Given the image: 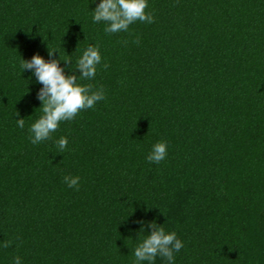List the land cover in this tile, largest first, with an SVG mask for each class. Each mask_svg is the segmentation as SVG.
I'll list each match as a JSON object with an SVG mask.
<instances>
[{"label": "trees", "instance_id": "16d2710c", "mask_svg": "<svg viewBox=\"0 0 264 264\" xmlns=\"http://www.w3.org/2000/svg\"><path fill=\"white\" fill-rule=\"evenodd\" d=\"M98 3L0 0V264H134L140 219L177 233L175 264H264V0H149L153 23L111 34ZM90 43L102 62L79 82L105 99L33 144L22 59L74 64Z\"/></svg>", "mask_w": 264, "mask_h": 264}, {"label": "clouds", "instance_id": "9594fccd", "mask_svg": "<svg viewBox=\"0 0 264 264\" xmlns=\"http://www.w3.org/2000/svg\"><path fill=\"white\" fill-rule=\"evenodd\" d=\"M95 2L96 0H93V3ZM148 4L149 0H99L93 10L92 19L94 23L106 22L104 29L106 33L127 31L129 26L137 20L147 23L154 22L152 13L145 11ZM47 47L49 57H54L59 51V58L46 60L40 54H34L30 60L22 59L21 65L22 72L30 70L36 82L42 84L37 97L42 102L39 108L42 109L43 114L29 128L33 144L49 139L51 134L60 127L62 121L74 119L83 109L94 108L95 104L105 99L106 95L103 89L93 90L91 84L79 82L95 78L98 65L102 62L98 46L90 43L74 64L69 63L71 59L62 58L59 49H50L48 45ZM60 61L65 62L63 67ZM16 121L18 127L24 128V118L16 119ZM57 144L61 150L60 153H63L68 139L60 137ZM167 150V142H157L152 145L147 160L160 163L166 159ZM63 179L68 187L79 188V176L68 174ZM136 223L139 225L137 230L139 239L142 233L146 235L140 239L134 250V264H144V262L155 264L157 256L165 258L167 264H175V253L184 246V242L178 238L177 233L166 231L163 227L164 223L160 224L155 219L148 221L140 219ZM13 264H22L21 257H15Z\"/></svg>", "mask_w": 264, "mask_h": 264}]
</instances>
